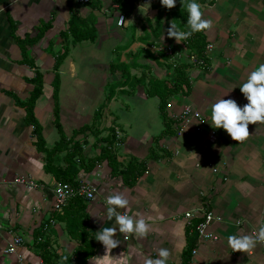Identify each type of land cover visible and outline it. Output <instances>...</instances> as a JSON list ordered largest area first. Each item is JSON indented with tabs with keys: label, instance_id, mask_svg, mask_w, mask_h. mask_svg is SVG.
Returning <instances> with one entry per match:
<instances>
[{
	"label": "crops",
	"instance_id": "crops-1",
	"mask_svg": "<svg viewBox=\"0 0 264 264\" xmlns=\"http://www.w3.org/2000/svg\"><path fill=\"white\" fill-rule=\"evenodd\" d=\"M98 1L95 5L90 4L91 0L75 5L72 0H0V264H17V256L23 257L24 264H42L31 250L37 239L45 241L48 250L59 259L72 257L79 247L67 233L65 216L53 211L52 189L56 180L44 171L45 156L36 149L34 128L27 122L23 107L34 88L32 79L36 73L41 74L42 94L34 103L33 116L45 149H52L59 141L53 122L51 86L54 74H58V118L68 144L53 156V163L65 168L70 146L80 142L84 133L73 135L91 121L90 115L70 113L60 102L61 79L64 75L74 79L76 70L70 58L76 46L70 44L71 34H67V53L58 69H53L55 57L65 49L63 35L69 20L78 15L93 24L90 43L98 55L108 49L107 42L111 41L109 66L92 62V67L102 73L104 83L115 81L114 87H130L128 81L134 79L141 101L147 98L140 90L141 86H148L146 76L168 80L173 73L171 64L185 62L183 58L189 55L185 41L177 42L167 36L170 23L166 22H171L172 9L160 0H134L129 13L125 0ZM145 4L150 5L148 11ZM202 13V18L212 20L203 37L205 46L211 44L213 49L205 67L191 65L186 71L191 85L189 94L169 98L168 134L162 135L166 126L159 112L161 127L153 134L136 127L129 128L133 135L127 136L129 126L116 117L117 142L111 148L112 154L122 165L131 160L146 161L143 176L128 187L121 176H111L107 161L97 163L88 173L81 168L77 175V180L89 183L95 190L93 201H83L87 224L94 232L113 224L115 218H107L106 202L114 194L128 199V215L142 217L150 225L143 237L117 232L120 245L110 251L97 243L86 264H105L97 257L106 254L107 264H145L147 258L158 257L161 248L170 252L168 264H180L186 247L183 215L187 211L194 213L193 223L199 221L202 212H210L213 219L206 232L217 237L197 239L196 255L190 264H264L259 243L250 252H240L234 251L227 241L232 234L252 235L264 224V122L250 124L249 136L239 142L222 128L211 126V107L220 99H235L240 106L248 103L239 87L264 63V0H215ZM119 14L129 21L122 27L115 25ZM112 53H116L117 63L113 62ZM160 53L169 59L163 60ZM127 62L129 66L124 69ZM114 97L109 104L116 102ZM152 98L158 102V98ZM185 108L190 112L189 122L178 135L175 118ZM99 132L103 136L108 131ZM87 140L89 143L80 145L85 162L98 156L107 142L92 145V140ZM151 149L157 158L149 159ZM74 160L81 164L78 157ZM19 178L34 181L36 187L18 184ZM15 236L21 237L22 243L14 248ZM8 249L12 250L10 254Z\"/></svg>",
	"mask_w": 264,
	"mask_h": 264
},
{
	"label": "trees",
	"instance_id": "trees-1",
	"mask_svg": "<svg viewBox=\"0 0 264 264\" xmlns=\"http://www.w3.org/2000/svg\"><path fill=\"white\" fill-rule=\"evenodd\" d=\"M117 1L118 3H120L123 0ZM125 1H127L128 4L127 13H129L132 9V3L134 0ZM92 2L95 5L99 1L91 0L90 4ZM187 2L188 0H177L176 6L171 8L172 13H169L171 22L179 25L181 28H186L185 23L187 22L188 12L185 5ZM198 3H200L201 5V11H203V8L211 7L215 3V0H198ZM158 17H160V15ZM166 23L169 24L170 22L167 21ZM48 28L49 24L45 25L44 29L47 30ZM93 30V24L88 23L83 18L79 17L78 15H75L69 20L68 28L64 32L65 35H63V42H65L64 38L68 36L67 34H71V36L73 37L72 40L74 42H79L84 39L92 40L94 35H92V33L90 32H93ZM41 34L39 35V37L41 36ZM89 36H91L92 38H89ZM185 43L189 55H195L198 58L203 59V63L197 67H205V65L208 63V59L202 58L204 57L202 56V52L205 47L203 31L194 33L185 41ZM64 48L65 50L60 55L55 57V63L53 66L54 71L58 69L62 58L67 53V45ZM23 56H26L25 52H23ZM160 56L165 61L169 59L167 56H165L164 53H160ZM171 66L173 68V73L171 74L168 80L158 79L154 76H150V78L148 79V86L146 88V95L158 98V112L160 113L162 121H164V124L166 126L162 132V135L168 134L167 129L171 128L169 125H167V121L169 120L167 118L166 112L169 98L175 95L187 96L191 90L190 81L188 76L186 75V71L192 67L191 64L172 63ZM32 81L34 84V88L30 93V96L27 101L23 103V107L26 113L27 122L34 128L33 135L35 136L36 140V149L39 153H42L45 156V173L52 174L56 182L76 184V182L78 181L77 175L81 168H83V172L88 173L92 170V168H94L97 163L107 161V164L111 169V176H121L123 183L126 186L133 187L137 180L146 172V161L138 162L135 160H131L128 161L125 165L119 164L113 156V151L111 149L117 142L115 132L110 133V137L107 136V139H105L107 140V142L105 146L101 147L98 156H95L91 159H87L85 162V159L81 154L80 144L76 143L70 146V153L67 155L69 157V159H67V166L65 168L54 166L53 156L68 144L66 141V137L62 131V128L59 124L58 118L57 91L59 85V76L57 73H55L51 83V86L53 88L52 97L54 102L53 122L59 135V141L50 150L45 149L44 141L40 134V128L36 126L35 119L33 116L34 103L42 94L41 74L36 73ZM87 128V126L80 128L78 131L75 132L73 136H77V134H80ZM157 156V153L153 149H151L149 159L157 158ZM75 157H78V160L81 163H79L80 165H78V163H76V161L74 160ZM63 210V215L65 216L66 220L67 233L79 244V247L76 248L73 252L72 257H63L59 259L57 255L51 253L48 250V245L45 241L42 242L38 239L34 241L31 250L33 254H35V256H37L41 260L42 264H86L87 260L93 256L94 248L96 244L99 243V241L94 238L95 232L93 228L89 227V225L87 224V216L85 214V203H83L82 199H73L72 201L68 202V204ZM197 223L198 221L192 223L191 227L188 226L185 228L186 247L182 252L180 264H190L191 262V252L194 249L195 243L198 239V235L193 229V227Z\"/></svg>",
	"mask_w": 264,
	"mask_h": 264
},
{
	"label": "clouds",
	"instance_id": "clouds-1",
	"mask_svg": "<svg viewBox=\"0 0 264 264\" xmlns=\"http://www.w3.org/2000/svg\"><path fill=\"white\" fill-rule=\"evenodd\" d=\"M161 4L168 9L176 6L177 0H160ZM147 5V11L149 4ZM143 5V6H145ZM188 12L186 28L170 22L167 28V36L174 38L177 42L186 41L194 33L208 30L212 26V20L204 19L201 5L198 0H188L186 3ZM141 9V8H140ZM121 25L127 20L118 18ZM164 39V36H163ZM209 48L213 45L209 44ZM240 91L248 103L240 106L235 99H220L211 107V126L215 129H223L234 141H243L249 136V125L257 122H264V63L260 64L250 73L245 83L240 87ZM129 201L122 194L109 195L107 197L106 214L109 220L114 222L111 226L103 227L95 232L94 238L101 242L106 251H110L120 245L119 233H134L138 236H146L150 230V225L144 218H134L127 214ZM118 209H125L118 212ZM239 223V221H238ZM228 245L234 251L250 252L258 242H264V224L254 235H236L227 237ZM170 252L167 248H161L156 258H147L145 264H168ZM107 264V254L97 257Z\"/></svg>",
	"mask_w": 264,
	"mask_h": 264
},
{
	"label": "rangeland",
	"instance_id": "rangeland-1",
	"mask_svg": "<svg viewBox=\"0 0 264 264\" xmlns=\"http://www.w3.org/2000/svg\"><path fill=\"white\" fill-rule=\"evenodd\" d=\"M72 3L78 5L75 0H72ZM66 38L67 37L64 38L65 43L63 44L65 47L67 45ZM72 39L73 37L71 36L70 44H76V46L72 48L70 58L75 62L76 70L73 76L74 79L70 78L68 75L62 77L60 102L61 106L66 108L67 111H70V113H85L91 117L90 124L86 125L88 127L85 129L86 131L81 132L84 134L78 143H81L80 145H85L89 143L87 139L90 138L92 140V145H98L102 140L107 139V136L110 137V133L115 132L116 117L119 119L120 123L129 126L128 129H126L127 136H130V134L133 135V132L129 128L135 129L139 127V129L142 128L145 132H151V134H153V131L155 132V129H158V127L160 128L161 118L158 115L157 100L150 95H146L147 98L141 101V97L138 94V84L133 86V82H136L134 79L128 81L130 87L129 85L121 88L114 87V85H116L115 81L112 83L110 80L107 84L104 83L102 73L93 69L92 64L94 63L92 62H105L108 64L107 66H109L107 62L111 58V53L109 52L108 44L111 43V41L107 42L108 49L105 48V51L102 49L100 51L101 53L98 55V52L93 49L90 39L81 43H78V41L74 43ZM121 48H123V46H121ZM64 50L65 49H62V51ZM112 58L114 59L113 62L117 63L118 59L116 53H112ZM143 58L146 59L147 57L143 56ZM186 59L187 58H183L185 62H180L179 60V62L175 63H188L189 61ZM136 61L138 62V60ZM145 63L148 64L149 62L146 61ZM127 65L129 66L128 62L125 63L124 69H127ZM170 68H172V66H170ZM139 76L140 74L138 77ZM146 78L150 77L146 76ZM146 88L147 85L141 86L140 90L146 94ZM119 90H123L124 93H118ZM112 95L115 96L113 100L116 102L109 104ZM141 113L145 114L142 115ZM91 128L94 130H91ZM102 129L108 132L100 136L99 131H102ZM96 130L97 132H94ZM100 150L101 148L99 151ZM61 157L62 156H60V160H62ZM16 238L15 236L13 242ZM9 250L10 251H7V253L10 254L12 250ZM16 260L17 264H24L22 256H17Z\"/></svg>",
	"mask_w": 264,
	"mask_h": 264
},
{
	"label": "built area",
	"instance_id": "built-area-1",
	"mask_svg": "<svg viewBox=\"0 0 264 264\" xmlns=\"http://www.w3.org/2000/svg\"><path fill=\"white\" fill-rule=\"evenodd\" d=\"M78 4L85 5L89 3V0H75ZM123 17L126 20V16L124 14H119L116 18L115 25L117 27H122L123 25L119 24L118 18ZM209 44H206L204 50L202 52V58H207L209 53H211L212 48L208 47ZM188 63H190L193 67H197L203 63V59L198 58L195 55H188L187 56ZM186 59V60H187ZM189 109L185 108L180 114H178L175 118L176 122H178L177 126V134L181 135L184 132V129L187 127L189 122ZM195 116V115H194ZM197 131H199L197 129ZM119 145V143L117 144ZM16 182L26 188H35L36 183L30 179L19 178ZM94 188L87 182L78 180L76 184L70 183H63V182H56L53 189V211L57 214H63V209L68 204V202L72 201L73 199H82L86 202H91L94 199ZM107 203V202H106ZM183 218L186 222V226L191 227L192 221L194 220L195 216L194 213L191 211H187L184 213ZM213 219V215L210 212H202L201 216L199 217L198 223L193 227L194 231L198 235V241L200 240H216L217 237L211 233L206 232V227L211 223ZM46 228V226H44ZM258 231L252 233V235L256 234ZM39 241L41 239H38ZM22 243V240L17 237L13 242V247H17ZM260 248L264 255V242H258ZM6 251H10L9 249ZM196 255V250L193 249L191 252V260L192 257Z\"/></svg>",
	"mask_w": 264,
	"mask_h": 264
}]
</instances>
